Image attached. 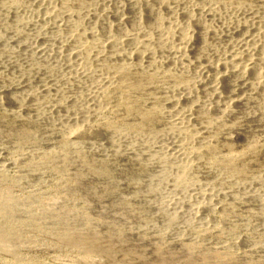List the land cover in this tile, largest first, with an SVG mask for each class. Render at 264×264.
Instances as JSON below:
<instances>
[{
	"label": "rangeland",
	"instance_id": "374dc122",
	"mask_svg": "<svg viewBox=\"0 0 264 264\" xmlns=\"http://www.w3.org/2000/svg\"><path fill=\"white\" fill-rule=\"evenodd\" d=\"M10 1L0 2V264H264V143L217 126L233 120L204 104L197 67L151 70L170 39L137 60L120 27L106 30L117 22L104 11L131 13L122 0ZM213 6L225 22L264 13V0ZM50 87L63 90L56 104Z\"/></svg>",
	"mask_w": 264,
	"mask_h": 264
},
{
	"label": "bare ground",
	"instance_id": "6f19581e",
	"mask_svg": "<svg viewBox=\"0 0 264 264\" xmlns=\"http://www.w3.org/2000/svg\"><path fill=\"white\" fill-rule=\"evenodd\" d=\"M6 1L7 0H0V2H6ZM196 1L197 0H122V6H128V8L131 9V13H132L131 17H128V15L131 13H129L128 15L124 14L125 13V11H123L124 9L119 10V11H118V9H117V11L112 10V11H115L113 13L111 12L112 14L104 11L102 14H104L105 20H106V18H107V20L109 18H112L111 21L115 20L117 22V26H116L115 24H112L109 21L110 23L106 27V30H107V33L109 34V36L113 37L114 28L120 27L119 31H120V34L122 37H121L119 44L129 45L131 47L130 52L132 50L134 51V58H136L137 60L149 58L155 50L156 51L162 50L164 48L163 47L164 42L166 40L170 39V41H171L170 44L168 41V45H170V46L168 48H166V50L164 51L166 57H164V59L162 58L163 59L162 62L161 61L159 63L153 62L154 65H153L151 70H156V71L160 70V67L162 64L171 66L172 68H170V69H172V70L173 69H181V70L183 69L184 70V68L188 69V67H190V66L191 67L193 66L195 68L197 67L198 69H196V71L199 70V73L202 76H205L204 80L199 79V80H201V82L199 83V85H197L198 88L202 92H204V93H202L204 95V99H203L204 104L208 105V108H210L209 106H211V108L215 112H218L221 116H224L225 119L228 118L229 120L230 119L233 120V122L230 125L226 126V124L224 122H222L221 119L219 120V118L216 116L217 114H215V117H217L219 120V123L217 126H219L221 128L226 127L227 128V129L225 128L226 131L232 129V135H233V131L235 130L234 134L237 135L236 137L238 138V140H248L252 146H257L259 144L261 146V144L264 143V13H262V9H261V12H259V15L255 14L256 16L252 17L251 19H248L246 17H241L239 15L240 16L239 18H233V19H235L234 22L233 21L232 22H230V21L225 22V21H223L224 19L221 20L222 14L220 12L217 14L214 12V6H213L214 0H198V2H201L200 4H202L201 6H198L199 4ZM8 2L11 3L10 0H8ZM41 2H42V0H41ZM43 2H44V0H43ZM99 2H101V1H99ZM17 3H18V1H17ZM46 3H47V1H46ZM38 4H40V6H41L42 3H40V0H38ZM50 4L51 3L49 2V5ZM98 4H100V3H98ZM102 5H104V4H102ZM116 5H119V3H117ZM50 6H52V5H50ZM33 7H35V6H33ZM250 8H251V6H250ZM250 8H248V9H250ZM50 9H51V7H50ZM50 9H48V10H50ZM141 10L144 12H147L148 17L150 18V21L148 23H146L145 25L142 23V20L140 18V11ZM64 11H65V9H64ZM70 11H69V13H70ZM71 12H73V11H71ZM97 13H99V12H97ZM248 13H250V12H248ZM97 15H99V14H97ZM179 15L184 18L183 23L177 22L176 19H177V17H179ZM219 16H221L220 19H219ZM243 16H245V15H243ZM68 17H69V15H68ZM16 18H17V16H16ZM99 18L102 21V18L101 17H99ZM79 19H81V18H79ZM253 19H255V20H253ZM72 20L73 19H71V21ZM81 21H82V19H81ZM75 22H73V23L75 24ZM100 24L101 23H100L98 17L94 18L93 26L97 27ZM77 25H79L78 21H77ZM71 26H73V25H71ZM77 28H78V26H77ZM103 31H105V30L103 29ZM191 32H196L197 37L194 38L192 36ZM117 40H119V39H117ZM162 40H164L163 43H162ZM106 41H108V40H106ZM116 45L118 46V44L115 43V48H114L115 50L118 49V47H116ZM217 45H219L218 46V48H220L219 50H217L218 48L215 49V46H217ZM47 51H45V53H47ZM34 53L35 52H33V54ZM40 54H42V53H40ZM58 55H60V53ZM49 56H51V55H49ZM53 61H55V60L53 59ZM131 62H133V61H131ZM126 64H128V63H126ZM32 65H34V64H32ZM119 65L120 64H118V66ZM69 68H70V66H69ZM140 68H138V70H140ZM54 69H55V66H54ZM46 73H48V72H45V74ZM140 73H141V71H140ZM33 74H34V72H33ZM121 75L120 76L122 77V81H120L121 83L120 82L119 83H120V86L122 88L123 85H126V84L129 85L131 82L129 83L128 78L130 77V75L125 68H121ZM141 75L143 77V75H145V73L141 74ZM34 76H33V78H34ZM56 80H58V79L56 78ZM10 81L12 82L13 80H10ZM15 82H16V79H15ZM66 82H68V81H66ZM123 82H125L126 84L125 83L122 84ZM135 82L133 84H135ZM37 83H38V81H37ZM97 83H99V82H97ZM71 84H73L72 85L73 90H77V91L79 90L80 92H82V89L80 88V85L78 83L72 82ZM9 85H11V84H9ZM12 85H13V88H19V86H20L19 83H17V82L16 83L13 82ZM30 85L32 86V84H30ZM49 85H50V83H49ZM53 85H54V83H53ZM55 85H57V84H55ZM192 85H195V84H192ZM33 86H35V85H33ZM43 87H44V84L42 86L38 87V91L43 90ZM59 87H61V86H59ZM29 88L24 89V93H21V97L18 98V96H17L16 106L18 107L19 111H20V108L21 107L24 108L25 105H27L29 103L28 100L30 98H32L33 92H31L32 90L30 91ZM99 90H98V92H99ZM7 91H9V90H7ZM33 91H35V90L33 89ZM38 91H35V92L38 93ZM44 91L46 93L47 90H45V88H44ZM53 91L56 93V97L52 98L51 101L56 104V102L59 101V97H61L63 95V90L58 91L57 87H56V88L52 89L50 94H53L52 93ZM77 91H75V92L77 93ZM20 92H23V91L21 90ZM2 93H3V91H2ZM47 93H49V92H47ZM47 93H46V95H47ZM17 94L20 95V93H17ZM87 95H85L86 101L89 102V100H90L89 98H91L93 95L90 94V95H92L90 97H87ZM186 96H188V95L186 94ZM93 97H95V96H93ZM181 97H183V96L181 95ZM199 97L200 96H198V98ZM82 98L83 97H81V99ZM191 98H190V100H191ZM43 100H45V99H43ZM93 100H94V98H93ZM79 101H81V100H79ZM58 106H61V105H58ZM74 106H75V104H74ZM201 106L203 107V104ZM48 107H50V106L48 105ZM68 107H69V102H68ZM64 108H62V109L64 110ZM44 109H41V110H44ZM76 109L77 108L74 107L70 111L67 110L66 112L69 111V112H73L72 114H77V112L75 111ZM78 109H79V107H78ZM90 109H92V107L85 109V112H84L85 114L83 113L84 116L82 115L83 117H81V119L85 120L86 114ZM18 110H16V111H18ZM48 110L49 109L47 108V111ZM16 111H15V113H16ZM51 111H52V109H51ZM252 111H254L253 114L251 113ZM53 112H55V110ZM204 112H206V111H204ZM40 115H41V113H40ZM40 115L38 118H40ZM42 117L43 116H41V118ZM50 117H52V116H50ZM67 118H68V121H70L72 119L71 118L69 120V117H67ZM202 118H203V116H202ZM220 118H222V117H220ZM225 119H223V120L225 121ZM39 122H41V121L39 120ZM64 123H67V122H64ZM119 135L120 134H118L117 137ZM221 138H222V140H224L223 145L227 146V145H230L232 143V141L229 140L228 136H224V139H223V135H222ZM237 138H236V140H237ZM234 139H235V137H234Z\"/></svg>",
	"mask_w": 264,
	"mask_h": 264
}]
</instances>
